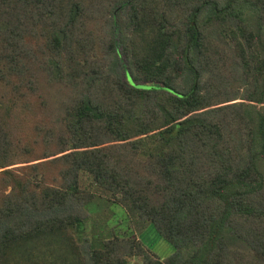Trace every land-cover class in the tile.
Segmentation results:
<instances>
[{"label":"trees","instance_id":"trees-1","mask_svg":"<svg viewBox=\"0 0 264 264\" xmlns=\"http://www.w3.org/2000/svg\"><path fill=\"white\" fill-rule=\"evenodd\" d=\"M38 77L67 100L31 132ZM94 196L171 253L124 235L92 264H264V0H0V264Z\"/></svg>","mask_w":264,"mask_h":264},{"label":"rangeland","instance_id":"rangeland-1","mask_svg":"<svg viewBox=\"0 0 264 264\" xmlns=\"http://www.w3.org/2000/svg\"><path fill=\"white\" fill-rule=\"evenodd\" d=\"M113 36L115 48L119 52L120 43H117L115 33ZM113 70L121 75L120 78L124 82L126 62L121 54H118ZM39 84L41 90L46 93L45 100L43 99L46 105L37 109L31 119L25 122L31 132L34 124L41 123L50 128L57 127L62 121L63 107L67 100L66 90L56 82L51 84L40 77ZM143 85L155 86L152 83H143ZM39 153L40 150L37 149L33 155L38 156ZM86 183L87 181L83 182V184ZM84 210L86 219L80 231L66 234L61 239L40 237L24 245L22 249L15 247L8 252L1 264H92L89 248L99 247L102 240L124 235L139 238L148 254L160 260L171 253V247L157 235L152 225L147 226L142 234H136L130 227L122 208L111 204L108 199L94 196L90 202L86 203ZM126 262L127 264H143L141 257L136 255L129 257Z\"/></svg>","mask_w":264,"mask_h":264}]
</instances>
